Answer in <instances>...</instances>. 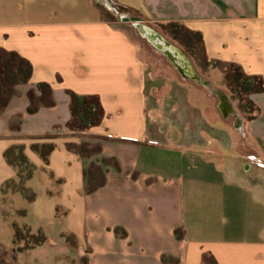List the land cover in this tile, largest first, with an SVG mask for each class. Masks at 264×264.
<instances>
[{
    "label": "crops",
    "instance_id": "obj_1",
    "mask_svg": "<svg viewBox=\"0 0 264 264\" xmlns=\"http://www.w3.org/2000/svg\"><path fill=\"white\" fill-rule=\"evenodd\" d=\"M73 1L0 0V51L32 66L0 113V221L13 239V224L46 238L31 248L14 239L2 264H200L204 252L217 264H264V90L248 95L259 114L246 120L235 106L230 128L222 107L223 118L209 114L179 71L151 66L107 17L120 8L125 21L179 22L201 32L208 61L264 84V0ZM74 96L91 111L86 126ZM46 137L57 144L48 164L30 147ZM16 143L36 166L30 202L1 193L16 178L3 157ZM90 168L104 178L93 191Z\"/></svg>",
    "mask_w": 264,
    "mask_h": 264
},
{
    "label": "trees",
    "instance_id": "obj_2",
    "mask_svg": "<svg viewBox=\"0 0 264 264\" xmlns=\"http://www.w3.org/2000/svg\"><path fill=\"white\" fill-rule=\"evenodd\" d=\"M160 28L169 27L173 38H180L188 45L199 43L203 46L202 34L199 31L191 30L179 22H158L155 23ZM164 30V29H163ZM168 31V32H169ZM203 50V48H202ZM228 64L230 71L227 77V88L230 95L237 101L236 109L242 118L249 120L255 118L259 112V107L248 97L252 92H259L264 90V84L260 78L246 75L240 66L235 63ZM32 71V66L28 60L18 56L14 52L0 51V113L8 102L9 95L13 93V88L16 84L26 82ZM39 87L44 91L48 89L45 83L39 84ZM35 110V107H29L28 111ZM72 112L75 118L86 126L88 121L92 119L91 111L88 105L78 96L73 97ZM49 137L39 138L34 141L30 147L39 155L44 164L49 163V156L51 152L57 147L56 142L49 140ZM65 146L68 150L75 153H83L89 151L84 145L75 142H66ZM3 157L6 162L13 166L16 170V178L8 179L1 185V193L4 195L8 191L19 192L28 201H33L36 193L33 189L26 186V181L32 177L36 166L29 160L25 153V145L22 143L12 144L3 152ZM104 178L98 168L89 169V180L87 191H93L98 186L102 185ZM58 211V207L56 209ZM25 210H20V214H24ZM29 230L30 242L28 238L20 236V227L13 224L15 242L23 240L25 243L22 248H31L40 245L45 241V235L42 231L31 233ZM117 233L123 234L120 229H116ZM175 235L180 238L183 235V229L177 228ZM200 264H217V261L212 253L204 252L202 254V261Z\"/></svg>",
    "mask_w": 264,
    "mask_h": 264
},
{
    "label": "rangeland",
    "instance_id": "obj_3",
    "mask_svg": "<svg viewBox=\"0 0 264 264\" xmlns=\"http://www.w3.org/2000/svg\"><path fill=\"white\" fill-rule=\"evenodd\" d=\"M73 2L76 3L78 7H81L84 1L74 0ZM107 17L112 21H116L115 24L127 31L132 39L141 46L142 54L151 66L162 67L164 69H173L178 72L177 68L169 60V58L161 50L156 48L148 38L143 36L133 24V22L125 21V19L130 18V16L126 14L125 10L119 8L116 11H112L111 14H107ZM143 24L154 29L156 32L161 34L168 42L185 53L191 60L192 65L199 77L208 82V84H203L202 82L199 83L183 76L187 80V82L191 84V86H194L197 89V96L195 98L199 101V103H201V105L206 108V111L209 114L214 115L217 119L223 118V111L220 108V97L223 96V93L227 94L226 96H229L228 100L229 104L231 105L226 111V117H228L229 119V127L234 128L236 119H238V117L234 115V108L237 105V101L231 99L232 97L230 96V92L227 88V77L230 71L228 64L219 61H208L205 58L202 47L199 43H194L191 46L188 45V43L183 42L180 38H173L172 34L169 31V27L160 28L156 24L150 22H143ZM217 93H219L220 96ZM241 125L242 123L239 122L238 126L240 127ZM234 134H238V131H234ZM89 150H92V148H89ZM19 227L20 236L25 239L28 238L30 242H32L33 238H30L29 230L24 225H19ZM13 240L12 227L10 225L4 226L0 221V264L3 263V258H10L11 255H13V251L12 249H10L14 246ZM23 243L25 242L23 241Z\"/></svg>",
    "mask_w": 264,
    "mask_h": 264
},
{
    "label": "water",
    "instance_id": "obj_4",
    "mask_svg": "<svg viewBox=\"0 0 264 264\" xmlns=\"http://www.w3.org/2000/svg\"><path fill=\"white\" fill-rule=\"evenodd\" d=\"M127 21L133 22L139 32L143 36L148 38L156 48L161 50L169 58V60L174 64V66L182 76H184L185 78H190L199 83L202 82L203 84H208L207 81L199 77L188 56L181 50H179L176 46L168 42L161 34L156 32L149 26L144 25L139 20L131 19ZM219 93L217 94L219 95ZM221 98L222 97H220V99Z\"/></svg>",
    "mask_w": 264,
    "mask_h": 264
},
{
    "label": "flooded vegetation",
    "instance_id": "obj_5",
    "mask_svg": "<svg viewBox=\"0 0 264 264\" xmlns=\"http://www.w3.org/2000/svg\"><path fill=\"white\" fill-rule=\"evenodd\" d=\"M221 107L223 108L224 111H227L228 109V106H229V101L224 99V100H221V103H220Z\"/></svg>",
    "mask_w": 264,
    "mask_h": 264
}]
</instances>
